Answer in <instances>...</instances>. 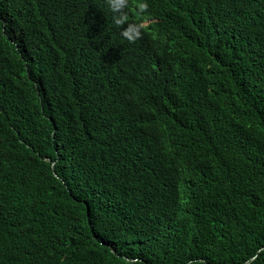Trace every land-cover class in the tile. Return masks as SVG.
Segmentation results:
<instances>
[{"label":"trees","instance_id":"trees-1","mask_svg":"<svg viewBox=\"0 0 264 264\" xmlns=\"http://www.w3.org/2000/svg\"><path fill=\"white\" fill-rule=\"evenodd\" d=\"M0 264H264V0H0Z\"/></svg>","mask_w":264,"mask_h":264},{"label":"clouds","instance_id":"clouds-1","mask_svg":"<svg viewBox=\"0 0 264 264\" xmlns=\"http://www.w3.org/2000/svg\"><path fill=\"white\" fill-rule=\"evenodd\" d=\"M147 5H141V8H146ZM119 23V22H118ZM129 41L134 42L136 38L140 37V32L137 30L135 31V36L131 35L129 31H125L122 33Z\"/></svg>","mask_w":264,"mask_h":264},{"label":"rangeland","instance_id":"rangeland-1","mask_svg":"<svg viewBox=\"0 0 264 264\" xmlns=\"http://www.w3.org/2000/svg\"><path fill=\"white\" fill-rule=\"evenodd\" d=\"M132 261H134V262H135L136 260H132Z\"/></svg>","mask_w":264,"mask_h":264}]
</instances>
